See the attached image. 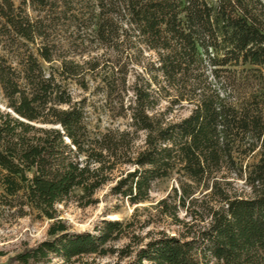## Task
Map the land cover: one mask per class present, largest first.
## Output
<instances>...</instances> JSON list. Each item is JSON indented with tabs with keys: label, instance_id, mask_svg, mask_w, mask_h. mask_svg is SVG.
I'll return each instance as SVG.
<instances>
[{
	"label": "trees",
	"instance_id": "trees-1",
	"mask_svg": "<svg viewBox=\"0 0 264 264\" xmlns=\"http://www.w3.org/2000/svg\"><path fill=\"white\" fill-rule=\"evenodd\" d=\"M90 80L124 131L89 130L68 85ZM0 89V187L21 208L53 220L128 166L112 195L140 205L175 177L176 205L159 206L180 229L134 243L131 264H264V0H0ZM124 235L117 221L96 235L54 223L10 263L104 255Z\"/></svg>",
	"mask_w": 264,
	"mask_h": 264
},
{
	"label": "rangeland",
	"instance_id": "rangeland-1",
	"mask_svg": "<svg viewBox=\"0 0 264 264\" xmlns=\"http://www.w3.org/2000/svg\"><path fill=\"white\" fill-rule=\"evenodd\" d=\"M72 59L79 60L76 57H72ZM131 81V77H129L128 82ZM97 85V82L88 81L86 92H82L74 84L68 85L72 98L75 101H84L89 130L94 134L124 131L127 128V120L110 117L109 109L104 105L101 91L96 89ZM4 109L5 101L0 89V110L4 111ZM186 115L187 109L184 106L175 108L169 118L176 121L185 118ZM141 139L142 137L139 135L136 139V147L141 145ZM114 166V169L106 174L107 181L93 193L90 199H86L80 190H74L65 201L56 204L53 220H47L39 217L34 211L21 208L18 201L6 197L0 187V264H11L10 260L16 255L49 240L47 231L54 223L63 225L69 235H96L104 223L117 221L123 225L125 235L107 244L103 248L104 255L80 257L71 259L69 262L50 257L44 264H131L133 253L137 250L134 243L144 244L159 233L169 236L176 235L180 229L174 226L172 219L161 213L162 207L159 206L163 200H166L169 205H176L177 200L174 199L172 192L177 187L175 177L155 182L145 203L130 206L111 193V188L120 176L124 172L130 171V168ZM232 187L237 193L243 191L244 194H247V190L241 182L233 184ZM198 199L201 198L198 197ZM88 202L90 203L88 204ZM186 207L188 206L186 205ZM186 214V211L181 208H177L175 211L176 219L185 223L190 221L185 217ZM195 226L202 228L203 225L197 223ZM119 252L130 253V256L124 258Z\"/></svg>",
	"mask_w": 264,
	"mask_h": 264
}]
</instances>
